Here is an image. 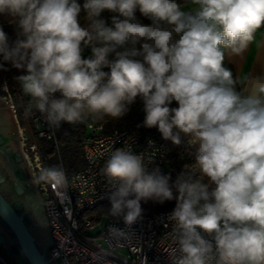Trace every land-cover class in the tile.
<instances>
[{"label": "clouds", "instance_id": "1", "mask_svg": "<svg viewBox=\"0 0 264 264\" xmlns=\"http://www.w3.org/2000/svg\"><path fill=\"white\" fill-rule=\"evenodd\" d=\"M189 3L85 0L81 27L77 0H0V14L19 29L10 45L0 28V56L26 70L19 84L52 126L120 118L139 96L146 127L198 145L197 171L178 179L175 195L169 177L149 172L131 149H117L103 169L109 213L127 226L141 218V201L175 199L171 264H264V76L241 81L225 67L226 52L242 54L264 26V0ZM137 9L151 24L137 20ZM104 10L119 14L112 26ZM82 42L91 57L82 58Z\"/></svg>", "mask_w": 264, "mask_h": 264}, {"label": "built area", "instance_id": "2", "mask_svg": "<svg viewBox=\"0 0 264 264\" xmlns=\"http://www.w3.org/2000/svg\"><path fill=\"white\" fill-rule=\"evenodd\" d=\"M0 97L13 113L19 144L24 147L26 164L54 241L47 253L56 264H171L176 246L175 222L169 216L175 207L142 210L141 218L131 226L113 216L97 221L91 211L110 200L112 184L103 169L117 149H131L143 156L149 172L158 168L165 175L163 144L126 127L104 132L103 123L91 121L82 139L83 166L67 172L60 160L57 172L62 177L53 179L39 141L53 142L58 153L55 126L36 110L32 99L24 101L19 97L17 105L6 80L0 82ZM202 235L215 243L211 236Z\"/></svg>", "mask_w": 264, "mask_h": 264}, {"label": "trees", "instance_id": "3", "mask_svg": "<svg viewBox=\"0 0 264 264\" xmlns=\"http://www.w3.org/2000/svg\"><path fill=\"white\" fill-rule=\"evenodd\" d=\"M77 2L81 5V12L78 17V22L80 23L81 27H87V14L83 9L85 0H77ZM178 3H181V0H178ZM118 15V13L104 10L102 11L100 18L103 19L108 26H112V17ZM135 15L137 20L142 24H151V20L144 17L139 12V9L136 10ZM0 28H2L6 33L10 45H12L18 39L19 29L12 17L6 14H0ZM137 47L139 48L140 46L137 45ZM81 48L82 58L91 57V46H85L82 42ZM109 59H113L112 54L109 55ZM135 59L142 61V57H136ZM0 65H3V67H0V82L6 80L9 83L11 91L13 92L16 99L21 97L24 101L31 100L30 97H24L21 94L20 84L17 79V77L27 74L26 70L13 67L10 62L4 61L2 56H0ZM225 67L229 68L235 77L232 67L230 65H225ZM103 70L106 72L109 71L107 68ZM55 95L58 97L59 93ZM169 107L175 108L178 107V104L173 101ZM145 117L146 113L144 111V102L138 96L135 102L128 106L127 113L120 118L114 119L107 115H89L87 118H92L95 122L103 123L104 132L116 127H126L133 130L139 136L151 137L163 144L165 147L164 164L167 168V172L164 176L169 177L168 184L175 195V185L178 179L182 175L186 177L192 171H197V168L194 166L196 164L198 145L190 143V137H187L184 134H181L179 144L173 143L171 139L163 138L158 128H148L145 126ZM86 129V121H80L76 123L64 122L59 127H55L58 153L53 142H48L43 139L39 141L42 154L49 167V172H57L59 170L60 160L67 172L75 171L83 166L84 160L82 154V139L86 134ZM196 175L198 176L199 174L197 173ZM175 206V199L171 201H165L163 204L154 202L153 200H148L147 202L141 201L143 212H151ZM110 207L111 203L110 200H108L96 206L91 211L95 214L96 220L100 221L104 217L111 216L109 213Z\"/></svg>", "mask_w": 264, "mask_h": 264}, {"label": "water", "instance_id": "4", "mask_svg": "<svg viewBox=\"0 0 264 264\" xmlns=\"http://www.w3.org/2000/svg\"><path fill=\"white\" fill-rule=\"evenodd\" d=\"M30 170L13 113L0 97V226L15 240L5 246L0 231V243L18 264H56L46 251L54 241Z\"/></svg>", "mask_w": 264, "mask_h": 264}, {"label": "crops", "instance_id": "5", "mask_svg": "<svg viewBox=\"0 0 264 264\" xmlns=\"http://www.w3.org/2000/svg\"><path fill=\"white\" fill-rule=\"evenodd\" d=\"M180 4L185 8L191 7L189 0H181ZM225 65H230L235 77H239L241 81L244 77L264 76V26L255 32L254 39L242 54L233 55L226 52ZM51 246L52 243L46 247L47 252ZM0 251L5 253L10 261L17 263L16 259L2 245H0ZM0 264L10 263L0 255Z\"/></svg>", "mask_w": 264, "mask_h": 264}, {"label": "rangeland", "instance_id": "6", "mask_svg": "<svg viewBox=\"0 0 264 264\" xmlns=\"http://www.w3.org/2000/svg\"><path fill=\"white\" fill-rule=\"evenodd\" d=\"M20 89H21V94H22L24 97H29L28 95H26V94L23 92L21 86H20ZM15 100H16L17 105H20V100H19V99H16V98H15ZM83 121H86V123H89V122L93 121V119H92V118H89V119L87 118V119H84ZM83 121H82V122H83ZM0 255H1V256H2L7 262H9L10 264H18V263H15V262L10 261V259L5 255V253H3V252H1V251H0Z\"/></svg>", "mask_w": 264, "mask_h": 264}, {"label": "flooded vegetation", "instance_id": "7", "mask_svg": "<svg viewBox=\"0 0 264 264\" xmlns=\"http://www.w3.org/2000/svg\"><path fill=\"white\" fill-rule=\"evenodd\" d=\"M16 138V137H15ZM16 142V145H17V140L15 141ZM21 164H22V161H21ZM22 167H23V164H22ZM26 174V173H25ZM26 177V176H25ZM1 228H0V231L1 232H5V234H6V231H5V228H3L2 226H0ZM11 242H15V240L14 241H12V239L10 240L9 238H8V235L6 234V243H5V246H9V244H11ZM0 245H2L1 243H0ZM12 255V254H11Z\"/></svg>", "mask_w": 264, "mask_h": 264}]
</instances>
